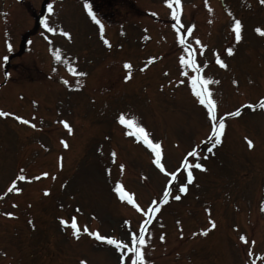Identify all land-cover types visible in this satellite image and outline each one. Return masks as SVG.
<instances>
[{"label":"rangeland","instance_id":"1","mask_svg":"<svg viewBox=\"0 0 264 264\" xmlns=\"http://www.w3.org/2000/svg\"><path fill=\"white\" fill-rule=\"evenodd\" d=\"M46 1L38 26L43 0H0V110L21 113L36 125L0 116V264H121L120 251L83 234L86 226L130 245V232L138 233L144 218L118 198L117 183L143 210L155 195L158 200L157 221L145 235L146 264H264V115L255 105L264 97V35L255 31L264 29V4L182 3L178 33L194 49L203 76L218 81L209 88L225 129L215 145L208 139L210 118L195 95L199 84L193 88L190 68L180 63L189 53L180 49L172 28L159 27V18L170 23L165 0H122L113 19L109 9L89 2L103 33L85 0ZM235 20L242 25L239 41L231 32ZM162 33L164 46L158 45ZM140 37H146L144 44ZM158 49L163 60L153 57L139 72L142 60ZM217 55L226 67L216 63ZM124 62L134 64L133 73ZM235 108L240 112L232 120ZM121 114L134 117L161 144L168 173H176L193 147H215L202 154L204 169L192 170L190 183L182 168L171 185L150 151L119 122ZM242 137L253 140L254 148L247 150ZM13 180L19 192L9 191ZM165 188L169 198L160 203ZM73 217L82 229L79 238L61 223ZM124 264H131L128 254Z\"/></svg>","mask_w":264,"mask_h":264},{"label":"snow or ice","instance_id":"2","mask_svg":"<svg viewBox=\"0 0 264 264\" xmlns=\"http://www.w3.org/2000/svg\"><path fill=\"white\" fill-rule=\"evenodd\" d=\"M165 2L168 3V6L170 8H172L173 0H165ZM174 3L176 5V7L173 8L171 14L177 20V23H179V19H180V17H179V6L181 3V0H174ZM260 3L264 4V0H260ZM84 6L86 9H88L89 15L92 17V19L95 21V23L100 26L101 33H103L104 26L101 23V21L99 19H97L96 15L93 13V11L90 7V4L88 3V0H85ZM52 10H53L52 6L49 5V11L51 12ZM44 26H45V28L48 29L49 32L55 31V29L50 27L47 23H45ZM173 27H176V25H173ZM241 28H242L241 21L235 20L234 24H233V30L235 32V39L237 41H239L241 39ZM188 31L190 32L191 29H188ZM255 31L261 35H264V29L256 28ZM62 34L66 37L70 36V34L66 31L63 32ZM178 39H179L180 44L184 47V51L186 53H189L187 59H185L184 55H182L180 57V63L182 65H184L186 68H191L193 70V72L196 73V75H193L191 77V81H192L194 89H196L197 84H199V90H197L195 92V95L198 97L199 103L206 107L207 116L210 118V120L212 122H214L212 125L211 133H210L208 139L211 141L214 138L215 144H219V143H221V134L225 128V122H224L223 118H220L219 120H217V116H216L217 102L215 101V99H213L212 91L209 88L210 84L218 83V81L212 80L211 78H205L203 75H201L202 68L196 63L195 56L192 55V52L194 50L189 47V45L185 42L184 38L179 35V33H178ZM104 43L108 44L109 42L105 39ZM196 43L199 44L200 43L199 40H197ZM9 48H11V45H9ZM226 52L228 54H232L233 49L228 48V49H226ZM56 58L57 59L62 58L60 53H57ZM3 59L7 60L8 57L5 56V57H3ZM216 63L220 64L222 67H226V65L219 58L218 55L216 58ZM124 67L126 69H131L132 66L130 63L126 62ZM185 75H187V73H185ZM128 78H129L128 76L125 77V79H128ZM233 83H236V81H233ZM260 106L264 107V98H261ZM235 114L239 115V110H237V112ZM9 115H14V114L0 110V116H9ZM229 115H231V114H229ZM15 119L24 123V124L30 123L29 120L24 119L23 117H20V116H15ZM119 122L121 124L128 126L129 128L135 129V132L133 133V135H136L139 139H143L144 143L152 150V152L155 155V161H154L155 164L160 168V170L162 172H165L166 170L164 168V165L161 163L162 152H163L161 144L159 142H153L149 138V133H147L146 130L142 126H140L139 124L136 123L134 117L126 118L124 114H121L119 117ZM61 123H63L64 126L66 128H69V130H70V127L66 121H61ZM31 126L35 127L36 125L32 124ZM62 143L64 144V147L68 146L66 142L62 141ZM247 143H248V146L250 148L253 146V142L251 140H247ZM208 151L211 152L212 149L209 148ZM112 155L115 156V153H112ZM197 155H198V152H197L196 147H193V149L188 153V156H192V157H195ZM184 166L188 167V168L191 167V165L188 164L187 160L184 161ZM123 167L124 166L121 165V169H123ZM195 168L204 169V165H202L200 163H196ZM21 171H23V170H21ZM41 175L47 176L48 174L42 173ZM167 175L171 176L173 179L176 178L175 172L167 173ZM18 179L19 180H25L26 177L23 175H20L18 177ZM36 179H39V177H36ZM192 179H193L192 172L189 170L188 174H187V180L190 183L192 181ZM15 185H16V180H13L12 185L9 188V191L14 190L16 192H19L21 190L19 188H16ZM186 190H187L186 185L181 184L179 186L180 192H186ZM114 191L119 194L120 199H122V200L127 199V201L129 203L135 204V202L132 199V195L125 192L123 189V186L121 184L117 183ZM45 194H47V191H45ZM168 198H169V189L165 188L163 195H162V198L160 200V203L167 202ZM174 198L179 200L180 196L177 195ZM156 203H157V201H155V200L152 201L153 205H155ZM135 207L137 208L138 211L143 212V214L149 218H150L151 213L159 210L158 208H153L151 205L149 206V209L147 211H144L143 209H141L138 204H135ZM5 215L13 216L14 214L13 213H5ZM61 223L68 224V221L61 220ZM125 223L127 224L129 222L125 221ZM212 226L213 227L215 226L214 222H212ZM71 228L74 230L73 235L76 238H79L80 228L78 227L74 217L71 220ZM83 231L88 233L91 236H95V238L98 240L106 241L107 244L114 246L118 251L122 250L121 251V264H124V257L126 254H130V255H128V259L131 261V264H146L145 253L143 251V246L146 244L145 228L143 226H141L138 233L137 232H130V245L131 246L129 245V242H125L124 240H121V239H118V238H115L112 236H102L98 232H95V231L89 232V230L86 226L83 228ZM206 232H207V230H204V234H206ZM161 239H163V237H161ZM241 239L244 240L245 237L242 236ZM82 264H83V262H82Z\"/></svg>","mask_w":264,"mask_h":264}]
</instances>
